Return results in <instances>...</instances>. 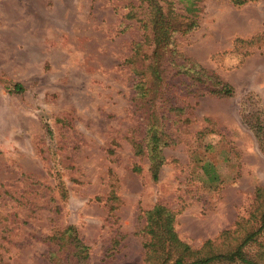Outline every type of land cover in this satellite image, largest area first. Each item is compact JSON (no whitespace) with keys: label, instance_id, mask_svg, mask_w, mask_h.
I'll return each mask as SVG.
<instances>
[{"label":"rangeland","instance_id":"374dc122","mask_svg":"<svg viewBox=\"0 0 264 264\" xmlns=\"http://www.w3.org/2000/svg\"><path fill=\"white\" fill-rule=\"evenodd\" d=\"M157 1L175 11L182 5ZM197 7L196 27L172 36L166 66L181 76L179 65L192 61L233 94H186L176 76L164 101L146 70L135 73L146 3L0 0L2 264L65 259L68 227L88 247V264H144L143 211L155 203L175 213L174 228L192 247L236 244L243 233L236 224L264 185L253 127L264 128V0ZM139 79L143 99H136ZM15 83L22 91L6 87ZM152 129L168 142L157 180L134 150ZM205 161L217 181L202 171Z\"/></svg>","mask_w":264,"mask_h":264},{"label":"trees","instance_id":"16d2710c","mask_svg":"<svg viewBox=\"0 0 264 264\" xmlns=\"http://www.w3.org/2000/svg\"><path fill=\"white\" fill-rule=\"evenodd\" d=\"M147 4V12L140 19L144 31V38L136 44V56L140 61L135 73L147 74L153 77L157 85L158 98L169 101L166 95L170 93L171 79L178 76L166 66L167 54L170 49L171 39L175 33H186L197 25V1L177 0L181 8L172 7V2L160 4L157 0H139ZM234 4L241 5L255 0H231ZM144 51V52H143ZM171 55V54H170ZM191 62V66H186ZM185 68V73L178 76L175 84L180 85L181 91L195 96L204 93L229 96L233 94V88L223 82L217 76L208 73L196 63L186 60L179 65ZM187 76V78H185ZM6 86L8 89L19 92L22 86L19 83ZM174 86V85H173ZM136 99L146 97V81L139 79L134 83ZM158 101L155 102V105ZM154 117V111L152 112ZM257 133L260 148L264 151V128L253 126ZM160 133V132H159ZM162 134V133H160ZM168 142L162 140L156 129H152L145 141L134 142V150L137 155H146L149 159V171L151 178L157 180L161 166L165 163L161 152L162 146ZM202 171L210 182L219 178L215 166L209 161L201 165ZM138 169V168H137ZM145 223L142 228L144 234L143 247L145 249L144 264H264V185L257 186L254 191L253 203L248 219L239 221L236 225L243 231L236 239L233 246L223 249L212 240H206L199 248L192 247L183 241L174 228L175 213L162 203H155L149 209L143 211ZM252 222V227L245 228L246 222ZM70 247H66L68 254L64 258H56L53 264H66L68 257H74L71 264H88V247L81 242L73 227L67 228ZM222 234L227 235L228 231ZM221 234V235H222ZM253 243L258 248L252 254L246 249ZM0 264L2 262L0 261Z\"/></svg>","mask_w":264,"mask_h":264}]
</instances>
